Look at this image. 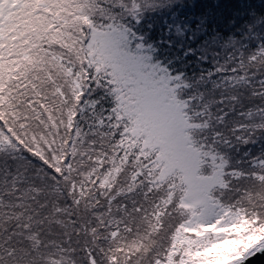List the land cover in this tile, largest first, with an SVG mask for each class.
Returning a JSON list of instances; mask_svg holds the SVG:
<instances>
[{"label":"snow or ice","instance_id":"snow-or-ice-1","mask_svg":"<svg viewBox=\"0 0 264 264\" xmlns=\"http://www.w3.org/2000/svg\"><path fill=\"white\" fill-rule=\"evenodd\" d=\"M264 264V0H0V264Z\"/></svg>","mask_w":264,"mask_h":264},{"label":"water","instance_id":"water-1","mask_svg":"<svg viewBox=\"0 0 264 264\" xmlns=\"http://www.w3.org/2000/svg\"><path fill=\"white\" fill-rule=\"evenodd\" d=\"M247 264H259V258L256 261L249 260Z\"/></svg>","mask_w":264,"mask_h":264}]
</instances>
